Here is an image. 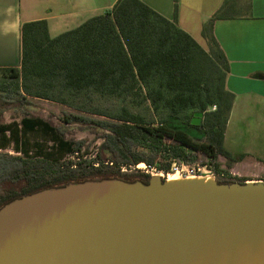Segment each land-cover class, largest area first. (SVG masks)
<instances>
[{"label":"trees","instance_id":"1","mask_svg":"<svg viewBox=\"0 0 264 264\" xmlns=\"http://www.w3.org/2000/svg\"><path fill=\"white\" fill-rule=\"evenodd\" d=\"M176 16L177 0L171 18L143 0H115L56 35L44 18L21 24L20 63L0 69V99L22 106L34 98L58 102L72 109L60 118L61 126L78 124L101 141L87 159L83 140L66 138L48 118L0 122V206L71 180H147L152 170L166 177L174 161L207 163L219 182L248 179L232 175L230 164L218 160H234L223 145L233 93L225 86L227 58L213 34L219 9L202 26L207 48ZM37 127L53 134V150L22 152L20 133ZM10 143L15 153L2 150ZM65 153L76 159H62ZM142 163L147 170H123Z\"/></svg>","mask_w":264,"mask_h":264},{"label":"water","instance_id":"2","mask_svg":"<svg viewBox=\"0 0 264 264\" xmlns=\"http://www.w3.org/2000/svg\"><path fill=\"white\" fill-rule=\"evenodd\" d=\"M0 264H264V180L155 172L43 187L0 206Z\"/></svg>","mask_w":264,"mask_h":264},{"label":"crops","instance_id":"3","mask_svg":"<svg viewBox=\"0 0 264 264\" xmlns=\"http://www.w3.org/2000/svg\"><path fill=\"white\" fill-rule=\"evenodd\" d=\"M114 1L102 6L97 0H0V69L19 66L24 21L44 18L50 35L52 29L56 35L97 10L109 8ZM143 1L164 16H173V0ZM218 9L213 34L227 58L225 86L233 93L223 145L234 157L232 168L250 160L262 168L264 0H177V22L205 47L202 26Z\"/></svg>","mask_w":264,"mask_h":264},{"label":"rangeland","instance_id":"4","mask_svg":"<svg viewBox=\"0 0 264 264\" xmlns=\"http://www.w3.org/2000/svg\"><path fill=\"white\" fill-rule=\"evenodd\" d=\"M101 3L102 6H106L112 2V0H97ZM104 10V9H103ZM102 9L97 10L96 12H100ZM95 13L94 11L92 14ZM88 15H86L87 17ZM85 20V19H84ZM83 20V21H84ZM51 35H54L53 29L51 31ZM207 48V46H205ZM11 98V97H10ZM9 99V97H8ZM102 106L109 105L106 101H98ZM72 109L64 106L58 102L42 99V98H34L30 99L28 103L25 105H20L19 102H11L7 100L0 99V122L11 123L13 125L19 124L21 118L24 115H37L40 117L48 118L54 124H57L59 127H63L62 131H64V136L66 138H72L74 140H83V145H87V153L84 154V157L90 159L94 157L96 152V147L100 143L101 138H97L95 134L87 129L81 128L78 124H69L67 126L60 125V118L63 116L65 111H71ZM52 136L53 134L46 130L45 128L37 127L32 130H27L20 133V143L19 146L23 151H27L28 154H33L37 151L47 152L53 150L52 144ZM3 151H8L10 153H15L13 150V143H10L6 149H2ZM55 151L53 152V154ZM76 154L65 153L62 155V159H76ZM218 160L222 164L223 167L226 166L227 163L230 164L229 172L232 175L240 176V177H248L252 179H262L264 178V166L259 168L260 166L255 162L250 160L249 163L243 164L238 163L236 167L232 168V161L227 160L223 156L219 155ZM135 169H143L147 170L146 165L140 167L138 164L135 167H123V170H134ZM155 173L154 170L151 171ZM181 177L178 174L170 175ZM168 176V177H170Z\"/></svg>","mask_w":264,"mask_h":264},{"label":"built area","instance_id":"5","mask_svg":"<svg viewBox=\"0 0 264 264\" xmlns=\"http://www.w3.org/2000/svg\"><path fill=\"white\" fill-rule=\"evenodd\" d=\"M169 173H176L180 176H187V175H199V174H207V173H213L212 167L207 164H200L197 162H172L170 171L167 172V175ZM214 174V173H213Z\"/></svg>","mask_w":264,"mask_h":264},{"label":"bare ground","instance_id":"6","mask_svg":"<svg viewBox=\"0 0 264 264\" xmlns=\"http://www.w3.org/2000/svg\"><path fill=\"white\" fill-rule=\"evenodd\" d=\"M143 165V163L142 164H140L139 166L141 167ZM174 174H176V173H170L169 174V176L170 175H174ZM187 176H194V175H187ZM169 179H172V178H177L176 176H170V177H168Z\"/></svg>","mask_w":264,"mask_h":264}]
</instances>
